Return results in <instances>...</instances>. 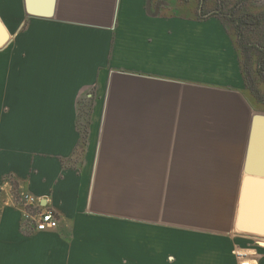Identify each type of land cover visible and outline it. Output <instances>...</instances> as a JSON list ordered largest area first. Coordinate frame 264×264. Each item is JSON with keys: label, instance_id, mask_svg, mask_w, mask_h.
Segmentation results:
<instances>
[{"label": "crops", "instance_id": "1", "mask_svg": "<svg viewBox=\"0 0 264 264\" xmlns=\"http://www.w3.org/2000/svg\"><path fill=\"white\" fill-rule=\"evenodd\" d=\"M199 1L57 0L51 20H14L24 0H0V264H264V236L236 228L264 108L230 18ZM17 188L56 230L22 232Z\"/></svg>", "mask_w": 264, "mask_h": 264}, {"label": "water", "instance_id": "2", "mask_svg": "<svg viewBox=\"0 0 264 264\" xmlns=\"http://www.w3.org/2000/svg\"><path fill=\"white\" fill-rule=\"evenodd\" d=\"M57 0H24V12L30 19L51 20ZM12 42V36L0 17V49ZM264 114L253 117L244 180L236 228L239 232L264 236Z\"/></svg>", "mask_w": 264, "mask_h": 264}, {"label": "rangeland", "instance_id": "3", "mask_svg": "<svg viewBox=\"0 0 264 264\" xmlns=\"http://www.w3.org/2000/svg\"><path fill=\"white\" fill-rule=\"evenodd\" d=\"M217 3L210 4L208 0H204V10L203 13H207L209 11L218 12V16L229 19L230 18V11L233 10L235 12L236 17H242L243 13H250V14H261L264 13V0H216ZM174 0H163L164 6L162 7V11L166 12L169 5H172ZM223 2V3H222ZM200 1L198 0V9H200ZM190 6V5H189ZM176 8H179L176 6ZM182 8V7H181ZM168 12V11H167ZM18 15L23 16L24 11H16L11 10L9 11V15L15 20V17ZM247 21V20H246ZM249 22V21H248ZM263 25L259 28H253L251 25L243 28L244 38H246V43L251 46L250 54L252 58V70L249 73L247 79L248 83L250 84V88L254 89L257 93V97L260 100L259 105L260 107L264 108V67H258L259 61L264 58V17H263ZM230 27L233 32L236 33V28L234 24L229 21ZM11 28H14L13 26ZM256 47V48H255ZM259 47L260 49H258ZM245 57V55L243 54ZM261 66V65H260ZM264 66V65H262ZM259 69H261V73H259ZM89 106V104L87 105ZM82 113H88L86 107L84 106ZM264 245V241H261ZM240 251L237 250L236 253Z\"/></svg>", "mask_w": 264, "mask_h": 264}, {"label": "built area", "instance_id": "4", "mask_svg": "<svg viewBox=\"0 0 264 264\" xmlns=\"http://www.w3.org/2000/svg\"><path fill=\"white\" fill-rule=\"evenodd\" d=\"M10 204L21 211V230L24 234L54 231L59 226L56 212L44 207L41 198L36 195L17 188L12 192ZM237 257L240 264H254L245 259L243 253H238Z\"/></svg>", "mask_w": 264, "mask_h": 264}, {"label": "trees", "instance_id": "5", "mask_svg": "<svg viewBox=\"0 0 264 264\" xmlns=\"http://www.w3.org/2000/svg\"><path fill=\"white\" fill-rule=\"evenodd\" d=\"M234 15H235V12H233V10L230 11V19L236 28V35L238 37L240 53L242 55V66L244 68L246 76L248 77L249 73L252 70L253 62H252L251 55H249L251 46L246 43V38H244L243 28L250 26V25L254 29L259 28L261 25H263L262 20L264 17V13H261V14L259 13V14H254V15L250 14V13H248V14L243 13L242 17H236ZM257 48L260 49L259 47H257ZM243 54L245 55V57L243 56ZM259 64L261 66L259 65L258 67H260V68L264 67V66H262V65H264V58H263V60L261 59L259 61ZM260 71H261V69H259V73H261ZM8 180H9V182H12V181H10L11 180L10 178Z\"/></svg>", "mask_w": 264, "mask_h": 264}]
</instances>
